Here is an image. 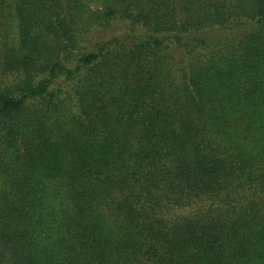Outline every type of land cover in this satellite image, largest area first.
I'll return each instance as SVG.
<instances>
[{
	"label": "trees",
	"instance_id": "trees-1",
	"mask_svg": "<svg viewBox=\"0 0 264 264\" xmlns=\"http://www.w3.org/2000/svg\"><path fill=\"white\" fill-rule=\"evenodd\" d=\"M8 2L0 264H264V0Z\"/></svg>",
	"mask_w": 264,
	"mask_h": 264
},
{
	"label": "rangeland",
	"instance_id": "rangeland-1",
	"mask_svg": "<svg viewBox=\"0 0 264 264\" xmlns=\"http://www.w3.org/2000/svg\"><path fill=\"white\" fill-rule=\"evenodd\" d=\"M10 2L0 9V41L5 42L6 46L0 45V52L4 50H12L19 44V34L17 28V18L15 17L14 8L10 6ZM122 25H115L113 33L120 34Z\"/></svg>",
	"mask_w": 264,
	"mask_h": 264
}]
</instances>
